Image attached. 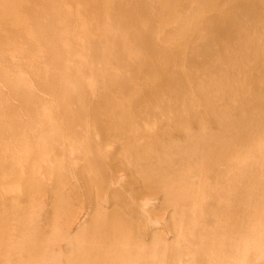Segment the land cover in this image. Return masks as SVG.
<instances>
[{"label":"bare ground","instance_id":"6f19581e","mask_svg":"<svg viewBox=\"0 0 264 264\" xmlns=\"http://www.w3.org/2000/svg\"><path fill=\"white\" fill-rule=\"evenodd\" d=\"M0 264H264V0H0Z\"/></svg>","mask_w":264,"mask_h":264},{"label":"rangeland","instance_id":"374dc122","mask_svg":"<svg viewBox=\"0 0 264 264\" xmlns=\"http://www.w3.org/2000/svg\"><path fill=\"white\" fill-rule=\"evenodd\" d=\"M60 242H61V241H59L58 243L60 244ZM64 243H65L64 241L61 242L62 245H63ZM61 244H60V245H61Z\"/></svg>","mask_w":264,"mask_h":264}]
</instances>
